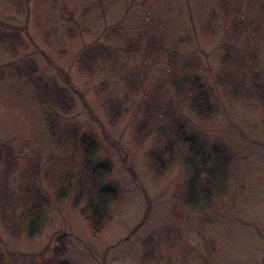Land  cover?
I'll list each match as a JSON object with an SVG mask.
<instances>
[{
  "label": "rangeland",
  "instance_id": "1",
  "mask_svg": "<svg viewBox=\"0 0 264 264\" xmlns=\"http://www.w3.org/2000/svg\"><path fill=\"white\" fill-rule=\"evenodd\" d=\"M218 1L0 0L2 35L14 33L24 46L16 52L18 60L33 61L43 80L54 78L70 90L73 100L72 110L58 117V125L50 131L45 107L30 84L11 75L12 56L0 46V143L10 145L14 164L6 172L7 209L28 219L25 186L33 182L46 187L43 175L48 172L70 176L75 189L77 184L91 187L90 168L106 160L111 170L102 179L95 178V184L112 182L119 191L108 207L111 219L95 235L68 200L53 202L43 210L42 226L33 237L22 233L13 238L0 225L4 264L49 258L59 238L64 240V257L71 264H264V122L259 108L226 104L213 121L198 128L193 149L207 154L208 147L222 145L229 159L220 167L214 164L215 168L210 160L196 162L202 165L199 180L211 185V190L206 200H200L204 203L191 207L175 203L172 196L177 195L179 181L195 174L193 167L175 160L162 176H155L144 161L148 142L135 145L129 116L110 125L94 94V87L105 82L113 95L121 96L123 82L144 74L139 91L151 93L155 85H161L155 103L158 111L168 96L175 102L176 94L166 88L174 73L176 77L182 74L181 57L197 54L209 62L222 41L224 17ZM227 2L229 9L239 12V20L243 17L237 48L241 53L251 50V57L262 64L264 0ZM207 23L213 25L208 36L201 33ZM116 27L121 28V37L110 38L109 46H122L132 38L141 43L138 50L120 52L116 60L102 62L89 77L80 75L76 55L89 44L104 43L103 35ZM149 41L158 53L146 50ZM139 113L142 116L143 109ZM158 123L166 128L164 122ZM72 131L95 139V152L89 155L86 170L83 154L70 141ZM174 139L169 132L162 137L167 142ZM169 147L177 149L176 145ZM179 152L201 159L193 152Z\"/></svg>",
  "mask_w": 264,
  "mask_h": 264
},
{
  "label": "trees",
  "instance_id": "2",
  "mask_svg": "<svg viewBox=\"0 0 264 264\" xmlns=\"http://www.w3.org/2000/svg\"><path fill=\"white\" fill-rule=\"evenodd\" d=\"M228 6L227 0L226 3L225 0L218 1L217 7L222 11L224 17L222 23L223 36L222 41L211 55L210 61L204 63V60L197 54L196 56L188 55V58L187 56L181 57L179 67L181 66L182 74L176 77L174 73V77L169 79V86L166 88H172L176 94V101L174 102L168 96L161 111H158L155 106L158 95H160V84L155 85L151 93L142 90L144 95L140 98L142 91L139 89L143 86L144 74L137 77L131 76L126 82H123L125 92L121 96L113 95L112 90L108 89L109 87L105 82H100L94 87L95 97L107 122L114 125L120 119L129 116L131 138L135 145L142 146L145 141L148 142L144 150V161L147 169H151L155 176H162L175 160H179L182 165L193 167L195 174L191 179L185 178L179 181L176 184L177 195L172 196L175 203L179 202L182 206L192 207L204 203L205 201L200 200H206L211 190V185L199 180L201 175L198 173L202 165L196 162L206 163L210 160L211 163L214 162L212 166L215 168V165L220 167L229 159V151L222 145L215 144L208 147L207 154L204 151L193 149L196 144L195 141L200 135L198 128L213 121L212 119L219 114L222 106L235 102L258 107L260 120L264 122V44H262V64L256 62L254 55L251 57V50L246 51V53L239 51L237 46L242 39L240 20L243 17L239 16V20L237 16L239 12L229 9ZM212 30L213 25L207 23L201 28V33L208 36ZM81 32L85 33L84 30ZM121 32L119 27L110 28L103 35L104 43L89 44L76 55L75 63L80 75L89 77L102 62L116 60L120 52L130 54L138 50L141 43L132 38L122 42V46H109L110 38L119 39ZM2 34L0 31V46L6 47L13 60L8 68L9 72L30 84L36 97L45 107L46 121L49 130L53 131L54 125L59 120L58 117L65 116L73 108L70 90L50 76L43 80L38 74L37 65L33 61L18 60L17 51H23V44L17 40L14 33H10L11 35L8 36ZM148 43L150 46L145 47L146 50L149 48L150 50H157L152 41ZM179 67L175 66L173 69L178 70ZM183 84L186 86L183 87ZM138 97L140 99L136 101L135 99ZM134 104L135 110L132 112L130 109ZM141 109H143L142 116L139 113ZM158 121L164 122L167 129L161 128ZM168 132L169 135L174 136L175 142L162 140V137H167ZM70 138L72 144L77 147L78 154L79 152L83 154L82 160L86 170L89 164V155H93L95 152V139L89 134L83 132L77 134L75 131H72ZM171 145H176L177 149L169 147ZM182 149L188 153L193 152L195 156H200L201 159L194 160L190 156H184L183 152L178 154L177 150ZM11 156L10 145L0 143V162L3 164L2 169H0V185H4L3 191L0 192V225L9 236L17 238L24 233L27 237H33L42 226L41 213L43 210L53 202L64 200H68L69 206L73 210H77L92 235L103 229L111 219V209L108 207L111 202L117 200L118 187L105 180H99L98 184L100 185H98L95 184L94 180L95 178L102 179L110 172L111 165L108 160L90 168V175L93 178L91 187L78 186L77 184L75 189L76 184L70 182V176H60L55 173L49 175L48 172L43 175L46 177L44 178L46 187L41 188L33 182L25 186L24 192L27 196L25 202L30 206L28 207L30 209L29 217L26 219L23 213L16 214L12 208L7 209L9 195L5 192V185H8L6 184V172L14 165L10 160L13 157ZM212 157L213 159H211ZM49 187L53 189H48ZM70 190L71 196L69 195ZM148 245L149 242L147 241L143 244L145 251L148 250ZM64 254V240L59 238L58 246L53 249L49 258H41L40 261L28 259L26 264H71L64 257ZM0 264H4L1 255Z\"/></svg>",
  "mask_w": 264,
  "mask_h": 264
}]
</instances>
